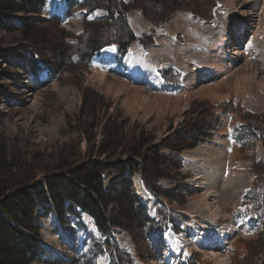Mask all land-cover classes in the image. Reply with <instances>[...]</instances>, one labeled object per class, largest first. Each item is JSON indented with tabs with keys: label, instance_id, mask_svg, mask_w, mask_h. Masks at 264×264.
<instances>
[{
	"label": "rangeland",
	"instance_id": "1",
	"mask_svg": "<svg viewBox=\"0 0 264 264\" xmlns=\"http://www.w3.org/2000/svg\"><path fill=\"white\" fill-rule=\"evenodd\" d=\"M218 2L216 18L209 22L207 33L211 35L215 30L221 37L224 32L231 31L228 38L232 37L231 43L227 42L228 47H232L229 60L222 59L225 49L216 45L219 37L214 45L210 36L205 53L202 45L201 52L186 53L178 50L193 48L196 40L176 35L175 45L179 49H172L169 41L157 39L156 33L155 43L147 48L134 43L122 64L114 58L113 49L108 48L103 52L108 60L104 61L106 63L101 61L102 56L87 65H71L53 76L42 75L38 81L24 78L14 83L9 77L0 80L12 97V107L5 110L8 111L9 147L14 153L17 150L49 152L77 137L79 132L74 124L85 92L89 94L90 102L94 101L93 107L98 106L97 94L102 96L99 106L107 111L110 120H125L127 127L144 128L155 140L166 138L193 119L218 124L209 137L180 155L183 168L182 174L175 176L178 181L160 180L163 190L174 189L164 210L182 221V227L188 229V233L169 231L164 238L162 258L143 261L137 255L136 238L121 229L115 230L114 240L137 256L136 264H177L175 258L181 250L194 254L196 258L192 264H233L236 255L240 254L241 258L245 255L242 248L253 238L251 230L234 215L252 185L255 161L264 159L262 140H255L253 146H239L230 135L229 126L241 120L245 111L264 114V0ZM65 7L64 0H47L41 15L49 18L54 13H61ZM244 11L249 12L248 25V20L243 25L238 21ZM104 15L103 11H97L89 18ZM130 15L136 28L141 20L151 24L139 9H133ZM83 16L84 12L78 10L71 17L59 16L62 25L35 23L40 32L53 33L58 45L77 46L85 38ZM129 19L138 34L146 32L141 28L137 31L131 17ZM10 23L16 25L18 22L11 20ZM20 30L0 31V47L17 52L22 42ZM201 31L205 32L204 29ZM214 46L217 51L212 50ZM188 54L192 57L188 58ZM6 56L0 69L10 68V73L20 74L21 58ZM42 57L50 59L51 54L48 50L43 51ZM77 59L74 54L72 61ZM173 61L184 65L182 88L178 91L164 86L157 72L159 67L175 69ZM206 73L211 75L204 76ZM187 74L190 81L185 79ZM171 176L174 177L173 173ZM120 177L107 176L106 184ZM132 182L139 201L153 216L158 207L145 190L139 173L133 175ZM68 219L67 224L59 223L53 215L41 219V235L48 247L46 254L33 264H109V256L98 255L93 243L94 236H100L94 230L93 221L84 215L81 222L87 224V228L83 229L77 225V217L69 216ZM139 245L140 251L146 249L143 238Z\"/></svg>",
	"mask_w": 264,
	"mask_h": 264
},
{
	"label": "trees",
	"instance_id": "2",
	"mask_svg": "<svg viewBox=\"0 0 264 264\" xmlns=\"http://www.w3.org/2000/svg\"><path fill=\"white\" fill-rule=\"evenodd\" d=\"M65 1L61 14L43 18L41 13L47 0H0V31L15 32L21 28L22 41V49L17 52L0 47V66L6 55L21 58L22 62L20 74L10 73V68L0 69V80L9 77L14 83L24 78L38 81L42 75H56L74 64L87 65L100 57L106 47H114L116 59L122 63L133 42L138 41L145 48L155 43L156 28L162 27L177 11L210 22L216 18L218 7L217 0ZM133 9L141 10L153 24L150 33L141 36L135 33L129 19ZM78 10L84 12L86 27L84 41L77 46L58 45L53 33L40 32L35 23L62 25L59 16L71 17ZM98 10L105 15L89 18ZM11 20L18 23L12 25ZM47 50L50 59L42 57V52ZM74 54L78 59L72 61ZM159 73L164 86L174 91L182 88V73L177 69L161 68ZM97 95L98 106L93 107L94 101L90 102L89 94L84 93L74 124L79 132L77 137L49 152L17 150L14 153L9 147L5 110L12 107V97L5 84L0 83V264H33L46 254L48 244L41 235V219L51 215L62 224L68 223L69 216H75L77 225L83 229L87 224L81 221L88 215L95 232L100 234L93 238L98 255L107 254L109 264L137 263V256L114 240L116 229L136 238L137 255L143 261L162 258L164 238L170 230L188 233L182 223L164 210L174 189L163 190L160 180L178 181L175 176L181 175L183 168L180 155L209 137L218 124L193 119L166 138L155 140L144 128L127 127L125 120H110L107 111L99 106L102 96ZM72 122L73 119L70 120L73 126ZM229 127L239 146H253L260 139L264 150V114L245 111L241 120ZM252 170V185L235 218L246 220L253 238L242 248L245 255L242 258L236 255L233 264H264V159L255 161ZM136 173L158 207L153 216L148 214L147 206L139 201L133 188L132 177ZM113 175L121 177L107 185L106 177ZM41 208L44 209L38 212ZM142 238L146 249L140 251ZM195 258L193 253L179 252L180 264H192Z\"/></svg>",
	"mask_w": 264,
	"mask_h": 264
},
{
	"label": "crops",
	"instance_id": "3",
	"mask_svg": "<svg viewBox=\"0 0 264 264\" xmlns=\"http://www.w3.org/2000/svg\"><path fill=\"white\" fill-rule=\"evenodd\" d=\"M130 17H131L133 25L136 28V23L134 22L132 15H130ZM134 17L137 18L136 16H134ZM137 25H138L136 28L137 31H138V28H141V29L145 30L146 32H149L152 28L151 24L146 23L145 21L143 22V20L139 21V24H137ZM208 25L209 24L205 23L203 20H201L198 17H195L189 13L176 12L171 17V19L167 22L166 26L158 29L157 39H164L166 41L168 40L171 48L176 49V48H178V45H175L176 44V37L175 36L181 34L184 37H188L189 39L196 40V42H194L193 48L190 47V49L187 48L185 50H178V52L185 51L186 53H189V52L197 53L199 50H201V45L204 46V48L207 46V40L210 36L212 37L213 40L216 39L215 30L212 32L213 35L212 34L209 35L207 33V32H209V26ZM203 29L205 31L204 33H202V31H201ZM170 52H171V50H170ZM199 52H201V51H199ZM187 56H188V58L192 57L189 54ZM176 61H178L177 58H176ZM176 61H173L175 63V65L178 66L179 68L183 69L184 65L182 63H179ZM206 75H207V73L204 76H206ZM189 76L190 75L187 74L185 79H187V78L190 79ZM187 81H190V80L187 79Z\"/></svg>",
	"mask_w": 264,
	"mask_h": 264
},
{
	"label": "bare ground",
	"instance_id": "4",
	"mask_svg": "<svg viewBox=\"0 0 264 264\" xmlns=\"http://www.w3.org/2000/svg\"><path fill=\"white\" fill-rule=\"evenodd\" d=\"M249 12L248 11H244L243 13H242V15L240 16V17H238V21H239V24L241 23V25H243L244 23H245V20H248L247 21V25H248V22H249V14H248ZM236 16H238V14L236 15ZM230 35H232V33H231V31H228V32H224V34L222 35V40H220L219 42H218V44H217V46L218 47H224V49H225V51H224V53H223V57H222V59H226V60H229V58L231 57V55L229 54L230 52H231V50H232V47L230 46V47H228L229 45H228V43L230 42L231 43V39H232V37H230V39H228L229 38V36ZM162 36V35H161ZM220 38V39H221ZM225 38V39H224ZM228 42V43H227ZM159 46V45H158ZM217 46H215L214 47V50L215 51H217ZM156 47V46H155ZM227 48V49H226ZM155 50V49H154ZM157 50V49H156ZM151 54H152V50H151ZM213 54H215V53H213ZM102 60V62H104V61H106V62H108V60H107V57H106V55L105 56H103L102 58H101ZM106 62H104V63H106ZM208 76L209 75H211V73H208L207 74ZM190 77V76H189ZM256 78V77H255ZM188 80H189V78H187ZM187 81V80H186Z\"/></svg>",
	"mask_w": 264,
	"mask_h": 264
}]
</instances>
